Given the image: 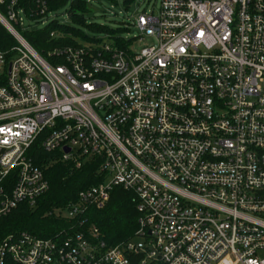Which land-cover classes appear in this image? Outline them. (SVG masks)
Wrapping results in <instances>:
<instances>
[{
    "label": "built area",
    "instance_id": "1",
    "mask_svg": "<svg viewBox=\"0 0 264 264\" xmlns=\"http://www.w3.org/2000/svg\"><path fill=\"white\" fill-rule=\"evenodd\" d=\"M57 1L0 0L16 42L0 51V220L50 190L36 143L104 181L55 238L5 237L0 264H264V0H162L133 23L155 42L140 52L136 37L44 57L25 34L59 22ZM115 188L139 219L110 247L84 217Z\"/></svg>",
    "mask_w": 264,
    "mask_h": 264
},
{
    "label": "trees",
    "instance_id": "2",
    "mask_svg": "<svg viewBox=\"0 0 264 264\" xmlns=\"http://www.w3.org/2000/svg\"><path fill=\"white\" fill-rule=\"evenodd\" d=\"M68 23L54 22L47 29H37L25 34L28 43L42 56L48 53L63 51L66 48H78L84 45H101L104 41L93 34L105 35L113 39L110 42L116 48L124 50L130 44L117 32L126 30L111 29L107 24L91 21L87 0H58L51 4L52 11L66 8ZM89 22L94 23L97 30L91 29ZM60 36L51 37L53 31ZM16 42L12 36L0 25V51L8 52ZM50 63L55 58L48 59ZM29 156L34 160L48 180L50 190L39 199L37 208H31L23 203L9 216L0 220V242L11 234L26 232L42 239L55 238L64 229L70 228L75 221L58 216L68 205L75 203L78 193L104 181L103 175L98 172L97 163L86 161L83 166L76 169L71 162L62 161L58 154L45 153L40 143H36L30 150ZM84 219L95 225L103 241L110 247L130 240L138 229L139 214L135 207L134 195L121 188H115L106 206L102 209H90ZM12 264V263H11Z\"/></svg>",
    "mask_w": 264,
    "mask_h": 264
},
{
    "label": "rangeland",
    "instance_id": "3",
    "mask_svg": "<svg viewBox=\"0 0 264 264\" xmlns=\"http://www.w3.org/2000/svg\"><path fill=\"white\" fill-rule=\"evenodd\" d=\"M161 1L162 0H90L88 3L89 13L87 14V17L91 21H97V24L100 26V23H105L114 30L126 28V30L117 32V35L124 39H132L136 37L143 38L142 41H137L134 45V50L140 52L142 49L154 45L155 42L152 38L144 37L141 34V31L133 26V23H135L136 18L142 14L150 15V13H153L154 15H157ZM69 8L70 3H68L66 8L60 9L58 12L54 13L53 16L61 23H68L69 19L67 11ZM91 23L92 22H89V24ZM94 23L96 22H93L89 27L93 30H97L96 28L100 26L94 27ZM36 28L38 27H31V29L35 30ZM53 32L55 33L54 37L57 39L60 36V33L57 32V30H54ZM88 33L90 36L95 35L96 37H100L105 43L113 42V39L103 34H93L89 30ZM57 214L59 213L57 212ZM58 216H60V214ZM141 241L142 239L140 238L133 239V242L135 243H141Z\"/></svg>",
    "mask_w": 264,
    "mask_h": 264
},
{
    "label": "water",
    "instance_id": "4",
    "mask_svg": "<svg viewBox=\"0 0 264 264\" xmlns=\"http://www.w3.org/2000/svg\"><path fill=\"white\" fill-rule=\"evenodd\" d=\"M66 150H67V149H66ZM66 153H69V150H67Z\"/></svg>",
    "mask_w": 264,
    "mask_h": 264
}]
</instances>
